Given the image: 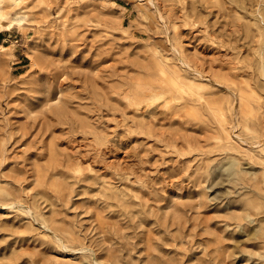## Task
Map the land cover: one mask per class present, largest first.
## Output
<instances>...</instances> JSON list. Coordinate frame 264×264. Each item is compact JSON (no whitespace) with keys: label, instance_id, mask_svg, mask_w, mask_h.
<instances>
[{"label":"rangeland","instance_id":"1","mask_svg":"<svg viewBox=\"0 0 264 264\" xmlns=\"http://www.w3.org/2000/svg\"><path fill=\"white\" fill-rule=\"evenodd\" d=\"M0 8V264H264V0Z\"/></svg>","mask_w":264,"mask_h":264},{"label":"bare ground","instance_id":"2","mask_svg":"<svg viewBox=\"0 0 264 264\" xmlns=\"http://www.w3.org/2000/svg\"><path fill=\"white\" fill-rule=\"evenodd\" d=\"M12 1H16V0H12ZM1 10V8H0ZM261 67H263V63L260 65ZM262 74L264 75V71H262ZM249 101L247 100L246 96L243 94H240V109L241 110H247L250 108L249 105Z\"/></svg>","mask_w":264,"mask_h":264}]
</instances>
